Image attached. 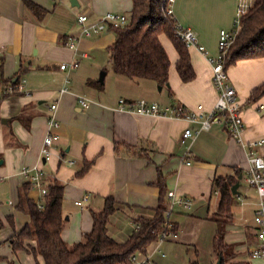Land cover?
<instances>
[{
    "label": "crops",
    "instance_id": "obj_1",
    "mask_svg": "<svg viewBox=\"0 0 264 264\" xmlns=\"http://www.w3.org/2000/svg\"><path fill=\"white\" fill-rule=\"evenodd\" d=\"M33 1L47 10L44 16L38 17L23 0H0V264L36 263L32 254L15 252L11 244L15 232L31 221V215L20 207V194L31 182L23 168L35 166L44 171L46 187L54 182L64 185L62 235L68 244L81 240L92 229V211L101 210L110 195L117 202V210L110 216L108 229L118 241L129 238L136 220L154 216L162 196L159 181L166 189V202L170 190L191 198L190 209L175 205L171 214V220L178 223V236L156 241L147 253L162 264L217 262L213 242L221 196L216 193L214 180L234 177L240 187L239 194H233L231 216L225 226L224 241L229 246L225 264H264V258L250 254L256 244L254 215L259 195L245 180L247 145L264 139V95L250 101L252 90L264 83V56L238 60L228 67L243 106L241 140L229 133L224 122H214L210 129L182 142L183 130L197 129V123L116 109L121 98L129 104L145 98L161 104L186 108L203 104L205 111L213 109L218 96L209 57L218 54L221 29L234 27L242 0H175L177 22L195 30L208 53L188 47L196 77L184 82L177 70L179 53L172 40L162 34L171 65L169 86L161 89L153 80L129 78L109 70L104 76L108 83L101 81L97 72L102 63L96 59V52L108 51L116 34L112 29L91 37L81 33L80 14H87L88 22L98 21L108 11L129 16L132 0H77L76 4L71 0ZM70 37L76 40L75 48L67 44ZM72 62H77V67H60ZM22 80L29 94L4 93L9 83ZM62 88L67 90L61 92ZM81 96L91 100L88 107L79 101ZM55 102L59 125L51 131L58 139L51 159L44 160L41 150ZM257 150L264 156V142ZM242 184L247 187L242 188ZM28 196L36 204H44L45 196L33 184ZM199 241H208L205 246H210L203 259ZM181 245L194 246V252L188 255ZM163 247L167 251L164 256Z\"/></svg>",
    "mask_w": 264,
    "mask_h": 264
},
{
    "label": "trees",
    "instance_id": "obj_2",
    "mask_svg": "<svg viewBox=\"0 0 264 264\" xmlns=\"http://www.w3.org/2000/svg\"><path fill=\"white\" fill-rule=\"evenodd\" d=\"M23 1L38 17L46 14L47 10L33 0ZM166 4L167 0H132L128 23L121 28H112L116 38L108 51L115 73L129 78L153 80L162 87L169 86L171 61L160 39L165 34L179 53L177 70L182 80L189 82L196 77L188 47L176 35L175 19L165 16ZM263 56L264 0H253L243 16L236 40L228 51L225 67L228 69L230 64L238 60ZM96 84L103 86L101 82ZM263 95L264 83L252 90L250 101ZM236 182L234 177H218L214 180V188L219 190L221 197L213 245L218 258H222V264L229 256L224 234L234 199L232 186ZM159 184L162 196L154 216L136 220L138 226L127 240L118 241L109 233L110 216L117 210V202L110 195L101 210L92 211V229L81 240L68 244L62 235L65 227L64 185L54 182L47 186L48 194L41 209L28 196V189L32 187V182H29L20 194V207L31 215V221L12 236V248L15 252L25 250L32 254L36 258L35 264H132L131 257L134 254H147L160 235L170 230L166 224L168 202L163 198L166 189L161 181ZM171 230L178 232V223L173 222ZM191 264L199 263L194 261Z\"/></svg>",
    "mask_w": 264,
    "mask_h": 264
},
{
    "label": "built area",
    "instance_id": "obj_3",
    "mask_svg": "<svg viewBox=\"0 0 264 264\" xmlns=\"http://www.w3.org/2000/svg\"><path fill=\"white\" fill-rule=\"evenodd\" d=\"M175 0H167L166 7L164 9L165 16L175 19V31L179 39L187 47H196L202 53L207 54L205 46L199 41L198 34L195 30L190 27H184L177 22L174 16V5ZM248 8L240 6L237 10L234 27L232 29H221L220 37L218 42V54L216 56H210L209 62L212 68L211 79L212 83L217 91V101L213 109L209 111L204 110L203 104H199L196 108H186L181 104H161L157 101H150L145 98L138 99L135 103L129 104L124 98L119 100L117 110L129 111L141 115H153V116H169L173 118H180L189 121L190 123H197L199 127L192 129L187 127L183 130L181 135V141L184 142L187 138L199 134L202 130H208L211 128L214 122H224L229 133L236 138L241 140L242 132L245 128V122L242 116L243 106L238 97V92L235 86L230 81L228 69L225 67L228 51L231 45L236 40V37L242 26V19ZM89 16L87 14H80L78 16V22L81 25V33L86 37L101 35L105 30L112 28L124 27L128 21L129 16L124 13L108 11L98 21L88 22ZM67 44L71 48L76 47V40L73 37L68 38ZM77 62L63 63L61 64L62 69L75 68ZM24 82L22 80L16 84L9 83L5 86L4 93H15L28 91L24 90ZM67 88H62L61 92L66 91ZM79 101L83 107H88L91 100L87 97H79ZM58 104L55 102L51 104L52 113L48 117L49 132L45 136L43 146L41 150L42 158L44 160H50L52 157V150L55 141L58 139L53 131V128L59 125V120L56 115V109ZM263 107V106H261ZM264 142L262 140H256L250 142L248 147V162L249 167L245 175L246 182L254 187L259 195L258 208L254 215V222L256 224V244L250 249V254L253 258H264V156L261 155L257 147ZM74 161H71L73 163ZM190 164L191 162L188 161ZM23 172L30 176L31 182L34 187L41 190L42 194L46 196L48 194L47 187L43 182L44 171L35 166L33 168L24 167ZM216 193H219L216 190ZM168 209L166 211L167 227L170 229L167 232H163L158 243H161L167 239H173L178 236V232L172 231L173 221L171 220V214L175 205H180L184 209H190L192 207V199L189 197L178 196L174 190L168 191ZM78 205H82V201H76ZM41 209L44 205L41 203L38 205ZM138 225L135 226V228ZM164 256L165 253H162ZM132 264H162L151 259L150 254H134L131 257Z\"/></svg>",
    "mask_w": 264,
    "mask_h": 264
},
{
    "label": "rangeland",
    "instance_id": "obj_4",
    "mask_svg": "<svg viewBox=\"0 0 264 264\" xmlns=\"http://www.w3.org/2000/svg\"><path fill=\"white\" fill-rule=\"evenodd\" d=\"M71 3H72V0H71ZM242 3L240 4V6H243L244 8H248L253 3V0H242ZM111 32H113V31H111ZM96 55H97L96 59L102 63V68H100L99 71L97 72L98 76L100 77L102 72H108V70L113 73L114 70L112 68V64L110 61L109 51H106V50L98 51V52H96ZM108 80H109V78H105L104 83H108ZM244 185L245 184H242V188L247 187L246 185L245 186ZM248 186H250V185H248ZM204 233H205V231H204ZM203 238H204V236H203ZM199 242H202V241H199ZM206 243L202 242V244L200 243V245L197 244L200 248L201 259H203L205 257V255L210 252V246L206 247L205 245L208 244V243L207 244ZM181 247L186 253L188 252V255H190V253L194 252V246H192V245H189V246L188 245H181ZM155 249H156V246L153 248V251ZM187 249H189V251H187ZM161 251L164 253H167V251L165 250L164 247L161 249ZM151 252H152V250H151ZM183 255L187 256V254H185V253H183ZM179 257H180V255H179ZM180 260H181V257H180L179 261Z\"/></svg>",
    "mask_w": 264,
    "mask_h": 264
},
{
    "label": "water",
    "instance_id": "obj_5",
    "mask_svg": "<svg viewBox=\"0 0 264 264\" xmlns=\"http://www.w3.org/2000/svg\"><path fill=\"white\" fill-rule=\"evenodd\" d=\"M73 4L77 3V0H72ZM106 72H102L100 75V80L103 81L104 76H105ZM162 86H159V89H161ZM239 179H241V176L239 177ZM239 187H240V181H237L233 186H232V193L233 194H239ZM215 264H222V258L220 257L217 262Z\"/></svg>",
    "mask_w": 264,
    "mask_h": 264
}]
</instances>
